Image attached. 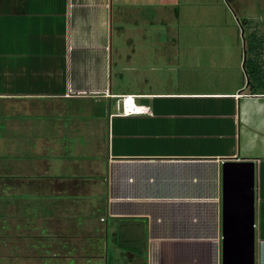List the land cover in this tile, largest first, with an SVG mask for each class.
Here are the masks:
<instances>
[{
  "label": "crops",
  "instance_id": "crops-1",
  "mask_svg": "<svg viewBox=\"0 0 264 264\" xmlns=\"http://www.w3.org/2000/svg\"><path fill=\"white\" fill-rule=\"evenodd\" d=\"M129 1L141 0H0V97L60 123L39 135L36 164L1 170L0 188L15 192L0 194V264H185L204 247L221 264L225 160L254 163V261L264 264V77L251 87L240 55L231 76L191 86L174 77L173 49L161 80L158 53L118 39L113 12ZM143 1L159 10L165 0ZM124 68L134 81L121 85ZM122 94L149 112L115 113Z\"/></svg>",
  "mask_w": 264,
  "mask_h": 264
},
{
  "label": "rangeland",
  "instance_id": "rangeland-1",
  "mask_svg": "<svg viewBox=\"0 0 264 264\" xmlns=\"http://www.w3.org/2000/svg\"><path fill=\"white\" fill-rule=\"evenodd\" d=\"M162 3L164 6L161 4L159 10L143 0L136 4L130 1L118 3L117 10L113 12V22L116 24L120 21L123 25L121 38L118 37L124 41L121 45L133 44L136 48L158 53L161 80L168 73V52L179 50L182 52L181 57L175 65L180 63L181 68L174 71V77L178 78L179 75L183 80L184 75H189L191 86L198 85L200 79L211 78L214 81L216 72H219L218 75L224 72L225 76H231L237 69L241 55L239 70L247 81L242 62L244 58L251 57L250 41L253 33L263 38L261 49H264V0H165ZM161 6L168 11L161 9ZM124 37H130L132 41L126 42ZM171 37L176 40V48L169 42ZM218 55L225 57L224 63L222 59V63H217ZM127 63V59H123L119 66ZM120 72L124 77L118 81L122 82L121 85L134 81V70L124 68ZM39 108L28 106L24 99L0 97V173L3 169L13 167V164L25 168L23 161L29 156L30 162L36 164L35 160L39 158L37 153L43 148V139L39 135L41 132L44 135L48 131L57 132L59 122L45 121L52 112L43 114ZM65 124L74 128L77 122L70 120ZM78 130L73 133V140L80 133L84 136L83 130ZM63 139L54 137L52 143L62 142ZM14 192L7 191L6 186L0 188V194L14 195ZM196 236L203 239L213 237L199 232ZM194 251L190 261L185 264H220L218 253H212L205 247ZM131 253L128 251L126 255Z\"/></svg>",
  "mask_w": 264,
  "mask_h": 264
},
{
  "label": "water",
  "instance_id": "water-1",
  "mask_svg": "<svg viewBox=\"0 0 264 264\" xmlns=\"http://www.w3.org/2000/svg\"><path fill=\"white\" fill-rule=\"evenodd\" d=\"M254 163L222 162L221 264H255Z\"/></svg>",
  "mask_w": 264,
  "mask_h": 264
},
{
  "label": "trees",
  "instance_id": "trees-1",
  "mask_svg": "<svg viewBox=\"0 0 264 264\" xmlns=\"http://www.w3.org/2000/svg\"><path fill=\"white\" fill-rule=\"evenodd\" d=\"M254 36L250 41V50L252 52L251 57L244 58L243 67L247 73V78H250L251 84L250 86H260L263 81L264 72L261 56L264 54V49H261L263 38L260 35ZM249 86V87H250Z\"/></svg>",
  "mask_w": 264,
  "mask_h": 264
},
{
  "label": "built area",
  "instance_id": "built-area-1",
  "mask_svg": "<svg viewBox=\"0 0 264 264\" xmlns=\"http://www.w3.org/2000/svg\"><path fill=\"white\" fill-rule=\"evenodd\" d=\"M117 106L118 110L115 113L121 115L141 114L149 112V106L137 103L133 94L120 95Z\"/></svg>",
  "mask_w": 264,
  "mask_h": 264
}]
</instances>
